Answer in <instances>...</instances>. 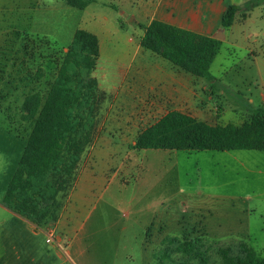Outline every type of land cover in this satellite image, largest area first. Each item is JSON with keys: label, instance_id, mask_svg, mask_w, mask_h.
Segmentation results:
<instances>
[{"label": "crops", "instance_id": "obj_1", "mask_svg": "<svg viewBox=\"0 0 264 264\" xmlns=\"http://www.w3.org/2000/svg\"><path fill=\"white\" fill-rule=\"evenodd\" d=\"M8 5L18 6L16 1ZM228 6L238 10L232 25L222 28ZM240 6L235 0H97L80 10L77 30L97 40L92 77L109 97L108 108L59 219L46 228L2 205L24 143L0 124V264H75L74 259L84 254L80 239L110 178L123 170V176L135 173L130 181H140L143 164H130L136 141L167 114L178 113L212 127H240L256 108L264 109L260 63L264 34L247 30L250 14ZM152 21L217 39L220 46L209 66L210 78L194 76L142 47L143 31L138 25ZM237 53L243 57L235 59ZM239 85L247 87L241 101L233 98L240 95ZM229 100H236L231 111L223 107ZM122 182L128 184L129 179ZM154 233H147L144 241L157 245L158 240H167L163 227Z\"/></svg>", "mask_w": 264, "mask_h": 264}, {"label": "rangeland", "instance_id": "obj_2", "mask_svg": "<svg viewBox=\"0 0 264 264\" xmlns=\"http://www.w3.org/2000/svg\"><path fill=\"white\" fill-rule=\"evenodd\" d=\"M6 1L0 0V52L7 57L0 55V63L9 62L11 40L15 50L23 35L27 41L37 43L40 39L36 53L42 57L31 68L43 66L44 76L37 87L45 91L54 70L52 51L58 58L67 50L83 11L68 7L64 0ZM12 1L18 6L8 5ZM235 1L250 14L247 30L264 34V0ZM242 57L237 53L235 59ZM260 63L264 67V56ZM8 66L6 71L11 74ZM246 72L238 71L241 75ZM246 88L239 85L240 95L233 98L241 101ZM21 101L20 90L6 98L0 109V124L9 114L13 128L24 125ZM234 101L223 107L231 111ZM239 103L241 110L244 104ZM130 159V164H143L140 181H130L135 173L123 176V170L110 178L80 239L84 254L74 259L75 264H199V258H189L194 253L208 264H224L223 253L242 259L246 251L264 259V151L135 150ZM122 178L129 183L124 184ZM159 226L166 230L167 240H158L157 245L144 241L147 233H154ZM185 243L193 245V254L177 252Z\"/></svg>", "mask_w": 264, "mask_h": 264}, {"label": "trees", "instance_id": "obj_3", "mask_svg": "<svg viewBox=\"0 0 264 264\" xmlns=\"http://www.w3.org/2000/svg\"><path fill=\"white\" fill-rule=\"evenodd\" d=\"M96 1L64 0V3L68 7L83 10ZM237 10L235 6L226 8L221 19L222 28L232 25ZM138 26L143 31L142 47L194 76L210 78L209 66L220 46L217 39L157 21ZM18 35L15 34V38ZM25 37L23 35L20 38V46L15 50V42L11 40L9 62L6 54L2 53L6 56L4 60L11 65V74L6 71L8 64L0 63V109L6 98L20 90V120L24 124L18 125L21 128H13L12 117L7 113L1 122L24 143L23 153L7 186L2 205L36 227L46 228L60 217L98 131L109 97L98 89L92 77L98 58L97 40L93 35L77 30L60 57L57 58L56 51H52L54 70L45 91L37 87L44 76L43 66L31 68L36 59L42 57L36 53L40 39L36 43L27 41ZM5 109L9 112L8 106ZM134 148L264 151V109L256 108L250 121L240 127H212L178 113H169L145 130L138 137ZM193 251L194 247L189 243L177 248V252L189 255ZM222 256L224 264H264V259L251 251H246L242 259L228 257L225 253ZM189 258H199V264H208L199 254L194 253Z\"/></svg>", "mask_w": 264, "mask_h": 264}, {"label": "built area", "instance_id": "obj_4", "mask_svg": "<svg viewBox=\"0 0 264 264\" xmlns=\"http://www.w3.org/2000/svg\"><path fill=\"white\" fill-rule=\"evenodd\" d=\"M47 242H50V239H49V240H47Z\"/></svg>", "mask_w": 264, "mask_h": 264}]
</instances>
